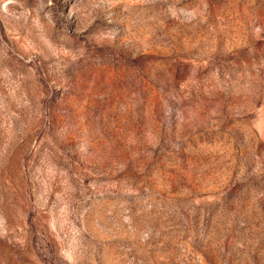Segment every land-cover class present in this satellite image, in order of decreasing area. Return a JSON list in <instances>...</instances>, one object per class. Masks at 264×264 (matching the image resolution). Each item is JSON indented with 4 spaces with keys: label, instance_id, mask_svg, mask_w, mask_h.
Masks as SVG:
<instances>
[{
    "label": "rangeland",
    "instance_id": "rangeland-1",
    "mask_svg": "<svg viewBox=\"0 0 264 264\" xmlns=\"http://www.w3.org/2000/svg\"><path fill=\"white\" fill-rule=\"evenodd\" d=\"M0 264H264V0H0Z\"/></svg>",
    "mask_w": 264,
    "mask_h": 264
}]
</instances>
